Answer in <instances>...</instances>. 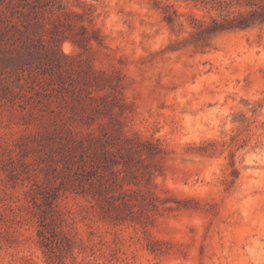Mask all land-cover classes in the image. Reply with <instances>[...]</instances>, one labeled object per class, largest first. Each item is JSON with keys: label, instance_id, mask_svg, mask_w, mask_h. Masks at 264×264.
<instances>
[{"label": "rangeland", "instance_id": "obj_1", "mask_svg": "<svg viewBox=\"0 0 264 264\" xmlns=\"http://www.w3.org/2000/svg\"><path fill=\"white\" fill-rule=\"evenodd\" d=\"M58 1L119 84L69 70L62 95L0 96V264H47L50 227L64 264H264V21L197 32L264 0ZM52 191L61 220L44 218Z\"/></svg>", "mask_w": 264, "mask_h": 264}, {"label": "trees", "instance_id": "obj_2", "mask_svg": "<svg viewBox=\"0 0 264 264\" xmlns=\"http://www.w3.org/2000/svg\"><path fill=\"white\" fill-rule=\"evenodd\" d=\"M71 16L76 17L77 24ZM83 21V15L64 10L58 0H0V96L6 97L15 89L16 93L21 94H36L41 90L51 89L62 95L63 91L76 88L75 79L66 75L69 70L76 71L86 87L95 86L94 90H100L108 86L114 90L119 84L117 78H114L115 75L98 73L89 60L81 57L84 52H90L92 42L102 45V37L97 29ZM168 21H171L170 17ZM263 21L262 12L251 10L232 18L214 19L209 27L197 32L244 28ZM65 40L70 41L80 51L63 52L60 44ZM98 98L103 97L89 96V99ZM123 142L130 147L140 146L139 143L132 142L130 137H126ZM88 144L84 140L76 142V146L83 149ZM128 163L130 162L123 161L125 168L129 169ZM45 197L44 218L56 214L61 220L56 203L57 194L52 191ZM42 225L45 226L46 223ZM38 235L41 237V245L46 249V263L64 264V252H71V242L67 238L61 240L56 237L54 227L48 228L47 232L39 230Z\"/></svg>", "mask_w": 264, "mask_h": 264}]
</instances>
